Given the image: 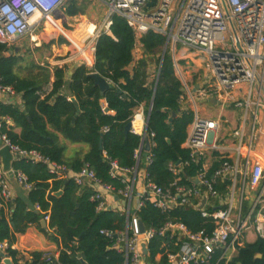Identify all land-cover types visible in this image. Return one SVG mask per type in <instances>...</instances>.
<instances>
[{"label": "built area", "instance_id": "2783aa9c", "mask_svg": "<svg viewBox=\"0 0 264 264\" xmlns=\"http://www.w3.org/2000/svg\"><path fill=\"white\" fill-rule=\"evenodd\" d=\"M67 1L0 0V44L10 48L25 37L34 45L40 44L45 28L51 27L52 34L55 33L54 14ZM97 1L107 7V14L101 25H93L91 32L84 36L83 48L76 50L74 57L92 66L97 38L101 34L112 37L110 26L114 15L124 19L134 33L132 57L140 46L141 36L147 32L164 36L174 75L180 82L178 105L181 111L193 115L181 145L188 152V158L167 164L173 180L164 187L149 179L147 169L152 162L154 134L148 131L140 106L130 121L129 133L139 137L132 154L133 165L122 167L102 152L108 176L118 182L117 188L98 178L87 163L71 175L65 166L51 162L36 151L21 149L2 132L7 118L0 115V207L12 200L8 175L1 164V150L7 147L13 162L42 163L56 179H71L80 188L90 189L89 201L94 205L95 214L105 212L111 198L117 197L121 212L115 213L123 219L121 226L102 229L99 234L122 256V264H226L249 242L250 232L256 239L264 240V160L257 153L261 139L264 148V0ZM189 54L203 65L206 78L201 83L194 84L187 79L188 68L181 61L188 59ZM13 93L10 87L0 83V94ZM195 99L202 102L213 99L215 116L209 117L205 109L200 110ZM227 111L232 115L235 111L238 113L230 120L222 119ZM137 117L139 132L133 126ZM146 139L150 152L144 150ZM191 165L198 168L195 175L184 176V170ZM12 172L25 191L32 190L26 176ZM146 202H151L162 214L175 208L197 211L212 229L192 232L181 222H167L158 230L146 229L139 218ZM43 221H49L48 215ZM167 233L168 242L159 247L150 261V241ZM171 246L177 251L172 252ZM8 249H11L8 242H0L2 263L8 258ZM43 262L58 264L48 254Z\"/></svg>", "mask_w": 264, "mask_h": 264}, {"label": "trees", "instance_id": "16d2710c", "mask_svg": "<svg viewBox=\"0 0 264 264\" xmlns=\"http://www.w3.org/2000/svg\"><path fill=\"white\" fill-rule=\"evenodd\" d=\"M64 14L71 17L82 14V10L71 0L64 7ZM54 17L59 18V15ZM111 22L112 37L101 34L97 38L92 69L77 66L67 83V94L63 93V68L56 67L51 74L43 71L37 76L21 77L17 68H26L21 66L25 58L13 53L3 56L9 49L0 44V83L21 94L23 102L22 110L0 105V115L7 117L13 125L12 129L3 128L2 132L21 149L36 151L51 162L64 164L73 174L87 163L98 178L118 188V182L108 176L102 152L117 160L120 166L131 167L139 137L130 133L125 136L124 126L140 106L146 116L152 102L147 128L154 134L155 146L151 150L152 162L147 173L152 182L164 187L173 180L167 164L188 158V152L181 145L193 115L181 111L178 105L180 82L174 75L168 51L162 59L156 86L151 79L150 61H155L157 69L165 37L154 32L141 36L143 57L131 67L134 33L119 16H112ZM60 43L64 40L61 39ZM92 72L110 83V89L102 96L88 77ZM50 77L53 78L51 83ZM49 83L50 91L41 98L43 87ZM67 97L73 98V101H68ZM74 102L79 107L77 115ZM173 113L175 117L169 122ZM14 128L19 129V133H15ZM104 128L107 131L104 132ZM60 137L69 144L85 145L87 151L82 156L77 153L72 158H66V147L60 143ZM100 140L102 150H99ZM11 167L26 176L33 188L28 192L26 201L15 198L0 207V242L6 241L11 246L17 235L48 215L50 232L46 234L60 249L58 264L123 263L122 256L110 248L109 240L99 234L102 229L119 228L123 219L114 212L95 214L94 205L89 201L90 189L80 188L71 179H56L42 163L20 160L13 162ZM197 169V166L191 165L183 175L193 177ZM57 192L62 194L54 195ZM35 206L37 210H34ZM139 218L146 229L158 230L167 222H181L192 232L212 229V225L197 211L175 208L168 214H162L151 202L145 203ZM168 236L167 233L150 241L151 259L159 252V247L168 242ZM172 242L170 240V244ZM170 250L175 252L177 248L171 246ZM6 254L12 264H18L14 250L8 249ZM45 255L32 252L30 262L23 264H43ZM79 255L83 263L78 260ZM226 264H264V240L245 244Z\"/></svg>", "mask_w": 264, "mask_h": 264}, {"label": "crops", "instance_id": "0c3cea01", "mask_svg": "<svg viewBox=\"0 0 264 264\" xmlns=\"http://www.w3.org/2000/svg\"><path fill=\"white\" fill-rule=\"evenodd\" d=\"M62 8H64V6ZM55 14H58L59 18H55L54 17V19L57 21L56 22V26L54 27V30L57 31L58 35L60 36V40L61 39L64 40V43H62V44L59 41L60 45L61 46L63 45L62 46L63 48H67L64 44H69L70 43L71 46H72V43L69 41V39H71L72 37H75V40H76L77 44H79L78 42H79V40L81 39V36L84 33L80 32L81 35L79 37H77L76 36L77 32L75 33L76 30L74 29L73 32L71 33L69 27H72V26L70 24H68V21H67V24H66V22L63 21L66 18L69 19V20H72L77 15L70 17V16L65 15L64 12H59V11H57ZM62 14L64 15V18L61 17ZM63 24H66L65 26L68 29L64 28ZM93 25H95V24H93ZM85 26H86V30H87L88 23H85ZM47 28L49 29L50 32H47ZM47 28H45V30H44V32H43V34L41 36V42L43 41L42 37H48V35L52 34L53 29L51 27L50 28L47 27ZM23 39H21V40H23ZM21 40H19V41H21ZM19 41H17V42H19ZM28 41H29L30 44H32L35 47H37V46L39 47L41 45V42L38 45H34L30 41V39ZM17 42H15L14 45H12L13 47L11 46L13 49L12 48H8L9 49L8 52H7L8 56L11 55L12 53L19 55V53L21 52L22 43H21V45H15ZM52 47H54V45H52ZM142 57H143L142 45L140 44V46L137 47L136 50H135V54L133 56L132 63H131L130 66L131 67L134 66ZM160 60H161V57H160ZM93 64H94V61H93ZM93 64H92L91 67H88V66L84 65L83 63L79 62V63L75 64L72 68H69V69H66V70L63 68L64 69V85H65L64 88H63V93L67 94V90H66L67 83L70 80V76H71L73 70L77 66L84 65L86 68L91 70L92 67H93ZM159 64H160V62H159ZM181 64L185 68H188V72H187L188 81H190V82L192 81L194 84H197V83H201V82H203L205 80L206 76H204L203 79L195 77V75L199 74L201 71H204V69H203V65H202L201 61L198 58H195L193 54H189L188 55V59L182 60ZM158 67H159V65H158ZM60 68H62V67H60ZM157 72H158V68H157ZM149 73H150V69H149ZM156 77H157V73H156ZM156 77H155L154 81H156ZM52 81H53V78L50 77V83ZM50 83L47 85L48 88L46 90H42V92L40 94L41 98H43L50 91V88H51L50 87L51 86ZM10 88L13 90L12 87H10ZM13 92H14L13 95L0 94V105H9V106H12V107H15L17 109L22 110L23 109V102H22L21 94L16 93L14 90H13ZM67 99H68V101H71V102L73 101V98L67 97ZM208 103L213 105V106L215 105V102L211 103V101H210ZM224 115L225 116L222 119H229L230 120V117L234 116L235 114L232 115V112L227 111V112L224 113ZM213 116H215V115H213ZM5 118H7V117H5ZM7 119H5V121L7 122V126H6L5 129H7V130L10 129V128L12 129L13 128L12 122L9 119L8 120ZM187 129H188V127H187ZM14 132L15 133H19V129L14 128ZM186 135H187V130H186ZM59 140H60V143L63 144L66 147V153H65V157L66 158H72L77 153H80L81 156H82L87 151V147L85 145L69 144L68 142L63 141V139L61 137H60ZM257 153H258V156H261V158L264 160V148H263V140L262 139L259 141V146L257 148ZM59 165H63L66 168H68L64 164H59ZM15 173H17V172H15ZM211 173H212L211 171L208 172L209 175H211ZM69 174L72 175L73 173L70 171ZM10 179H14V178L8 177V181H7L8 185H9V188H10V190L12 192V199L20 198L23 201H26L27 200L28 191H25L17 183V181L15 179H14V183H12L10 181ZM115 197L116 196H114L110 200V205H108V207H111V210L108 211V212H114L115 213V212H118V210L121 209V203L119 201H117V197H116V199H114ZM114 204H115V207H114ZM35 207H34V210H37ZM116 208H118V209H116ZM120 212H121V210H120ZM41 220H43V218H41L39 220L38 224L29 225L28 228L26 229V231L23 234H20V235L16 236V240H15L14 244L11 245V250H14L16 252V260H17L18 264H23L25 262H30V260H31L30 254L32 252L46 253V254L54 257L58 261V256H59V253H60V249L57 248V246L49 239L48 235L46 234L48 232V230H49L48 229V221H46V222L44 221L46 223V226H45V228H43L41 226V224H40ZM256 240L257 239L255 238V236L250 232L248 234V241H249L248 243H253ZM248 243H246V244H248ZM163 244H165V243H163ZM149 260L153 261V259H149Z\"/></svg>", "mask_w": 264, "mask_h": 264}, {"label": "rangeland", "instance_id": "374dc122", "mask_svg": "<svg viewBox=\"0 0 264 264\" xmlns=\"http://www.w3.org/2000/svg\"><path fill=\"white\" fill-rule=\"evenodd\" d=\"M70 2V0L68 1ZM67 2V3H68ZM67 3L64 5L66 8ZM73 3L76 4V6L82 10V14H78L75 16L72 20L65 19L64 22L68 21V24H70L72 27L70 28L71 33L75 29L76 36L79 37L81 35L80 32H85L86 26L85 23H91L95 25H101L102 21L104 20L106 14H107V7L102 4L101 2H98L97 0H73ZM59 12H64V8H61V10H58ZM61 17L64 18V15L62 14ZM63 24L64 28L68 29ZM47 32H50L47 28ZM89 33V32H88ZM87 34V33H86ZM85 33L81 36V40L84 38ZM43 41L41 42V45L38 47L33 46L29 43L28 37L24 38L23 40L17 42L15 45H21L22 43V50L19 53V56L25 58L24 61H22L21 66H26V68L23 67V69L17 68V72L21 77L25 76H37L41 72L46 71L49 74L52 73L53 69L56 67H62L65 70L72 68L75 64L79 63L80 60L76 57H74V54L76 50H80L82 46H79L77 44L75 37H72L69 39L71 44H64L67 48H63L59 41L60 36L58 35L57 31L55 33L48 35V37H42ZM74 38V39H73ZM78 39V38H77ZM54 45V47H52ZM58 45V46H57ZM13 47V46H12ZM10 47V48H12ZM13 49V48H12ZM3 56H8L7 52H4ZM150 74L151 79L155 80L157 69L156 64L154 60L150 61ZM206 76L205 71H201L199 74L195 75V77L203 79V77ZM48 86H44L43 90H46ZM195 103L197 104L198 108L200 110L205 109L206 114L211 117L215 115V106L209 104L208 102H202L198 99H195ZM238 111H235V114H237ZM12 183H14V179H10ZM115 207V204H114ZM118 209V208H116ZM120 212V210H118Z\"/></svg>", "mask_w": 264, "mask_h": 264}, {"label": "water", "instance_id": "95a60500", "mask_svg": "<svg viewBox=\"0 0 264 264\" xmlns=\"http://www.w3.org/2000/svg\"><path fill=\"white\" fill-rule=\"evenodd\" d=\"M165 52H166V45L164 46L163 48V51H162V54H161V60H160V64H159V67H158V72H157V77H156V81H155V86L157 84V80H158V75H159V70H160V67H161V63H162V59L165 55ZM88 77L92 80L93 82V85L95 87L98 88L99 90V94L102 96L107 90L110 89V84L107 82L106 79H104L102 76H100L98 73L96 72H93V73H90L88 74ZM154 86V87H155ZM215 101L212 99L211 100V103H214ZM74 106H75V111H76V115L79 113V107L77 105L76 102H74ZM151 109H152V102L150 103V106H149V109H148V113L146 115V122L148 123V119H149V115H150V112H151ZM105 112H107V110H105ZM175 117V114H171V118L169 119V122H171L173 120V118ZM130 127H131V123H127L125 126H124V134L125 136L128 135L129 131H130ZM99 150H102V141L100 140L99 141ZM144 150L145 152H150V145H149V142L148 140L146 139L145 141V146H144ZM12 162H13V157L12 155L10 154V151L7 147H3L2 150H1V164H2V170L4 173H6L8 175V177L10 178H13V172H12ZM62 194V192H57L55 195L56 196H60ZM116 199V197L114 198ZM204 203V200L202 201V204ZM111 210V207H107L106 208V211H110ZM40 224L43 228H45L46 226V223L41 220L40 221ZM143 226L142 224L140 223V230L143 231ZM143 252L144 254L146 253V249L143 248ZM256 257H260V255H257ZM78 260H80L82 263V259H81V256L79 255L78 257ZM3 264H12L11 263V260H9L8 258L4 259L3 261Z\"/></svg>", "mask_w": 264, "mask_h": 264}, {"label": "bare ground", "instance_id": "6f19581e", "mask_svg": "<svg viewBox=\"0 0 264 264\" xmlns=\"http://www.w3.org/2000/svg\"><path fill=\"white\" fill-rule=\"evenodd\" d=\"M92 29H93V24L88 23V28H87V30L84 32L85 35H86V33L91 32ZM82 40H83V39H82ZM82 40L80 39L79 42H78V43H79V46H82V47L80 48V50L83 48ZM77 51H79V50H77ZM133 126H134L136 132H139V131H140V119H139V117H137V118L134 120V122H133Z\"/></svg>", "mask_w": 264, "mask_h": 264}]
</instances>
